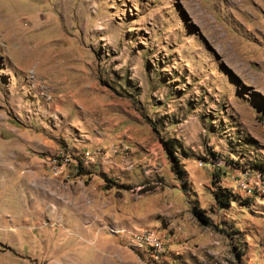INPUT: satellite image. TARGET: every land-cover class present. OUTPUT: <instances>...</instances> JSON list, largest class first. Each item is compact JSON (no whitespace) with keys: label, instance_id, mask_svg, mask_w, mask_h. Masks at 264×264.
<instances>
[{"label":"rangeland","instance_id":"rangeland-1","mask_svg":"<svg viewBox=\"0 0 264 264\" xmlns=\"http://www.w3.org/2000/svg\"><path fill=\"white\" fill-rule=\"evenodd\" d=\"M244 169L264 0H0V264H264Z\"/></svg>","mask_w":264,"mask_h":264},{"label":"built area","instance_id":"built-area-1","mask_svg":"<svg viewBox=\"0 0 264 264\" xmlns=\"http://www.w3.org/2000/svg\"><path fill=\"white\" fill-rule=\"evenodd\" d=\"M70 160V155L65 153L59 157V160H53L49 171L51 176H61L70 163ZM201 165L199 164L198 166ZM232 176L243 192L249 195L264 196V172H254L249 169H244L239 170ZM132 237L139 247H145L152 252L153 256H159L164 251L165 246L163 245L162 239L152 230L137 231L132 234Z\"/></svg>","mask_w":264,"mask_h":264},{"label":"trees","instance_id":"trees-1","mask_svg":"<svg viewBox=\"0 0 264 264\" xmlns=\"http://www.w3.org/2000/svg\"><path fill=\"white\" fill-rule=\"evenodd\" d=\"M225 196V198H227L228 196H226V194H223ZM227 203V202H226Z\"/></svg>","mask_w":264,"mask_h":264}]
</instances>
